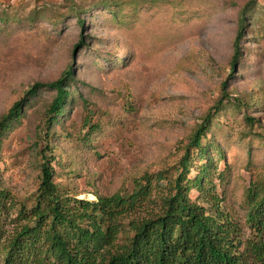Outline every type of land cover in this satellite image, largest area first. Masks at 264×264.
I'll use <instances>...</instances> for the list:
<instances>
[{"label": "rangeland", "instance_id": "1", "mask_svg": "<svg viewBox=\"0 0 264 264\" xmlns=\"http://www.w3.org/2000/svg\"><path fill=\"white\" fill-rule=\"evenodd\" d=\"M113 1L124 3L108 12L102 5L89 9L101 0H0V118L26 100L25 116L0 146V189L10 196L0 220L1 244L27 224L20 210L33 206L45 152L55 184L67 193L94 202L97 195L132 194L142 184L151 186V198L127 221L160 213L169 191L161 178L172 176L208 115L212 126L203 147L223 176L214 184L226 213L246 229V238L255 237L247 215L252 187L264 181V109L247 112L239 101L264 103V0ZM244 12V56L232 71ZM81 37L87 48L75 50ZM71 68V96L47 142L56 92L28 94ZM196 175L191 169L190 177ZM198 195L191 193L192 199Z\"/></svg>", "mask_w": 264, "mask_h": 264}, {"label": "trees", "instance_id": "2", "mask_svg": "<svg viewBox=\"0 0 264 264\" xmlns=\"http://www.w3.org/2000/svg\"><path fill=\"white\" fill-rule=\"evenodd\" d=\"M100 5L108 12L112 7H120L113 0H101L92 2L93 7L89 9L96 11ZM246 15L247 12L241 15L232 71L244 56L241 40L249 21ZM79 26L84 29V21L80 20ZM85 47L86 38L81 37L75 50ZM74 83L71 68L56 82L37 84L28 94L36 96L39 89L56 92L47 112V142L55 136L51 123L60 122L63 117V109L71 96L66 89ZM25 101L16 102L0 118V146L5 133L25 116L22 112ZM239 106L247 112L257 106L264 109V103L257 99H252L251 105L239 101ZM222 109L223 104L219 102L215 110ZM245 118L254 127L255 120ZM211 121L212 116L208 115L192 134L183 156L173 165L172 176L160 177L167 179L169 191L162 199L160 213L151 212L146 218L127 221L148 203L151 186L139 184L132 194L97 195L94 202L82 200L55 184L53 167L45 152L46 163L42 165L41 184L33 206L20 210L27 224L6 244H1L4 235L0 228V264H264V181L255 183L249 196L247 223L255 237L246 238V229L226 213V202L214 184L216 176L220 181L223 176L216 174L217 164L209 159L208 150L203 147ZM98 132V128L94 129L90 140ZM45 149L51 150L50 145ZM202 159L206 161L199 165ZM191 169L197 170L194 178L190 177ZM194 189L199 194L196 199L191 197ZM9 197L7 190L0 189V220L6 213Z\"/></svg>", "mask_w": 264, "mask_h": 264}]
</instances>
